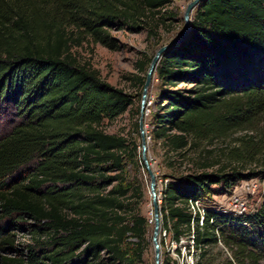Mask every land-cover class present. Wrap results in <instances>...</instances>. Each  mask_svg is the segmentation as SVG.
<instances>
[{
    "label": "trees",
    "instance_id": "trees-1",
    "mask_svg": "<svg viewBox=\"0 0 264 264\" xmlns=\"http://www.w3.org/2000/svg\"><path fill=\"white\" fill-rule=\"evenodd\" d=\"M170 1L0 0V264H142L148 218L131 172L145 168L139 143L102 126L132 95L81 64L71 46L90 39L115 47L110 28L156 23ZM151 58L137 64L140 87ZM154 71L150 135L178 156L202 139L264 122V0H199ZM205 164L169 174L160 227L176 243L193 234L185 245L194 248L192 264H259L264 192L243 215L207 205L201 223L188 200L230 193L242 179L264 177V165ZM17 225L30 234L23 243L12 233ZM218 240L230 253L214 259Z\"/></svg>",
    "mask_w": 264,
    "mask_h": 264
},
{
    "label": "rangeland",
    "instance_id": "rangeland-1",
    "mask_svg": "<svg viewBox=\"0 0 264 264\" xmlns=\"http://www.w3.org/2000/svg\"><path fill=\"white\" fill-rule=\"evenodd\" d=\"M190 0H171L156 13L158 19L155 22H139L137 29L113 26L109 34L114 38L116 46L110 47L90 39H82L79 42L73 41L71 50L81 64L88 66L110 84L122 88L132 96V103L128 109L118 115L114 120H103L102 126L108 132L119 133L127 139H133L139 143L138 152L141 154V133L139 120L142 117V129L145 137L146 156L153 173L156 176V200L160 202L162 184L169 178V174L179 173L197 167L200 163H206L204 168L230 170L232 168L246 171L264 165V122H258L254 127L236 128L225 135L202 139L196 144L184 148L183 155L178 156L168 151L161 138L156 139L150 135V112L153 109V99L159 87L155 71L146 89L145 96H142V87L137 83V77L142 71L137 68L138 62H145L149 56H153L156 49L179 35L183 29V12ZM172 12V14L169 13ZM194 8L191 12L193 13ZM170 15V16H169ZM151 24V25H150ZM154 33L149 32V28ZM180 86L183 84H179ZM143 98V100H142ZM2 119V118H0ZM3 121L0 120V131ZM253 135L252 139H247ZM137 171V172H136ZM131 172L137 175L141 187V198L138 209L140 213L148 218L145 249L142 255V264H154V244L151 239L153 232V215L151 212L152 196L149 190L150 176L146 167L135 169ZM222 194V193H220ZM220 194H213L212 199L217 201ZM220 195V196H219ZM261 202V197H254L249 200V212L255 209ZM16 242L23 243L30 237L24 226L17 225L13 230ZM192 236H182L176 243L170 232H164L160 227L158 233V244L160 251V263L166 258H172L173 264H189L194 258L190 248L188 253L187 243H191ZM180 245L181 252L178 254L174 249ZM210 255L217 259L220 252L229 254L223 243L218 240L210 246ZM259 264H264L262 259Z\"/></svg>",
    "mask_w": 264,
    "mask_h": 264
},
{
    "label": "built area",
    "instance_id": "built-area-1",
    "mask_svg": "<svg viewBox=\"0 0 264 264\" xmlns=\"http://www.w3.org/2000/svg\"><path fill=\"white\" fill-rule=\"evenodd\" d=\"M263 192L264 177H251L249 179H242L234 185L230 193L220 194L221 196L219 195L220 198L217 201L212 199V195L190 198L188 200V208L193 216L198 217L200 223L204 217L207 205H213L216 209L231 215H243L249 212V200L254 197H262ZM192 262L191 258L189 264H192Z\"/></svg>",
    "mask_w": 264,
    "mask_h": 264
},
{
    "label": "water",
    "instance_id": "water-1",
    "mask_svg": "<svg viewBox=\"0 0 264 264\" xmlns=\"http://www.w3.org/2000/svg\"><path fill=\"white\" fill-rule=\"evenodd\" d=\"M199 0H190L183 12V29L181 31V33L179 35H177L176 37L172 38L170 41H168L167 43L161 45L160 47H158L155 51V53L153 54L146 74H145V80H144V84L142 87V96H145V92L146 89L151 81V77L152 74L155 70L156 64L160 58V56L163 54V52L172 44L174 43V41H176L180 36H182L183 33L186 32L189 23H190V16H191V12L193 10V8L196 6V4L198 3ZM143 100V98H142ZM139 126H140V133H141V158L142 161L148 171V174L150 176V181H149V190H150V194L152 196V201H153V207H154V225H153V232H152V241L154 244V264H159L160 263V251H159V244H158V233H159V229H160V218H159V211H158V204H157V200H156V176L153 173L152 169L149 166L148 163V159L146 156V144H145V137L143 134V129H142V117H140L139 120Z\"/></svg>",
    "mask_w": 264,
    "mask_h": 264
},
{
    "label": "bare ground",
    "instance_id": "bare-ground-1",
    "mask_svg": "<svg viewBox=\"0 0 264 264\" xmlns=\"http://www.w3.org/2000/svg\"><path fill=\"white\" fill-rule=\"evenodd\" d=\"M149 163V162H148ZM149 166H150V163H149ZM151 168V167H150ZM151 212H152V215H153V218H152V220H151V222H153V224H154V207H153V201H152V206H151Z\"/></svg>",
    "mask_w": 264,
    "mask_h": 264
}]
</instances>
